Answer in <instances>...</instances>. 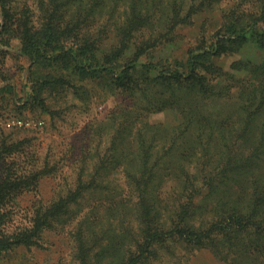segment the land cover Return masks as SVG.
<instances>
[{
	"label": "rangeland",
	"instance_id": "rangeland-1",
	"mask_svg": "<svg viewBox=\"0 0 264 264\" xmlns=\"http://www.w3.org/2000/svg\"><path fill=\"white\" fill-rule=\"evenodd\" d=\"M234 21H247L250 29L228 49L227 25ZM263 32L264 0H0V185L41 175L0 202V231L11 241L0 250V264H84L91 258L118 264L127 255L131 238L141 233V212L132 205L139 190L124 185L121 170L108 182L120 200L117 206L103 193L91 192L62 205L61 214L59 209L76 189L78 175L87 180L104 175L99 165L109 151L119 152L112 147L120 135V141L125 136L129 142L130 132L146 130L157 144L156 164L163 165H154L153 171L166 175L148 184L158 226L166 232L181 175L164 165L188 159L184 141L194 136L177 125L187 110L177 104L182 95L174 96L190 84L183 75L189 60L199 52L224 51L197 59L196 74L206 77L197 85L199 93L225 89L244 96L248 75L264 71ZM32 52L38 57L34 61ZM142 63L155 68L146 74L132 71L136 81L119 80L120 71L129 65L140 69ZM76 64L85 65V74ZM169 70H177L180 79H162ZM219 74L218 80H224L214 86ZM236 80L245 83L233 84ZM255 111L262 113L256 122H264V106ZM175 128L183 137L164 153L168 132ZM210 147L215 153L223 145L211 141L201 146L200 159ZM108 158L124 161L117 155ZM259 166L257 175H264V161ZM230 173H219L210 185L199 187L190 211L183 220L175 216V224L201 227L212 213L236 209L245 214L252 201V174ZM133 177L139 175L130 181ZM253 217L264 219V200ZM15 234L26 238L17 243ZM93 243L94 250L86 252ZM155 250L148 264H228L209 246L179 242Z\"/></svg>",
	"mask_w": 264,
	"mask_h": 264
},
{
	"label": "trees",
	"instance_id": "trees-1",
	"mask_svg": "<svg viewBox=\"0 0 264 264\" xmlns=\"http://www.w3.org/2000/svg\"><path fill=\"white\" fill-rule=\"evenodd\" d=\"M244 22L247 21H234L227 25L226 34L229 37L227 40L231 42L228 49L233 46L232 43H237L240 39L244 40L245 33L250 29V25ZM262 34L264 36V32ZM219 47H222V45H219ZM222 52L224 51L215 48L214 51L199 52L193 55L194 59L189 60L183 74L186 75V79L190 84L177 91L176 95L173 94L176 97L182 95L180 97L183 98L182 101H178L177 104H183L187 110L181 118V122L177 125L182 126L184 130L191 129L194 136L192 142L191 140L184 141L187 144L184 145L185 157L188 159H175L176 161L173 163L164 165V168L168 167L174 175H181V191L176 198L175 205H173L171 211L172 221L167 226L166 232L158 226L160 222L154 210L156 209L154 206L155 199L151 194L153 187L148 184L149 181L153 182L152 178L160 180L161 176L166 175V173L153 171L154 165L162 166L163 163L156 164V158L159 156L156 149L157 144L153 137L149 139L146 137V130L128 133L129 142L127 144L125 143L127 137L124 136L120 141V135L117 140L120 145L116 147V143L112 147L113 150L118 148L119 152L109 151L107 155L109 157L117 155L123 158L124 161H111V158L107 156L99 165V168L104 171V175L103 173L101 175H91L88 180L85 179V175H78L75 184L76 189L70 191L72 195H69V192L60 201V208H62V205H65L68 201H75L79 196L83 197L85 194L89 195L91 192H97L103 193V199L109 200V203L117 206L120 204V200L116 197L115 189L114 193H111L113 191H110L111 185L108 182L110 181V175H114L121 170L124 185L126 183L130 188L133 187L134 190L135 188L139 190L138 201L133 202L132 205H135L138 212H141V233L138 238H131L130 244L132 247L127 248V255L119 259L118 264H148L152 257L151 254L156 251L157 246L160 247L164 244V247H170L179 242L190 246H209V248L216 249L224 256L222 258L228 264H237L238 262L259 264L260 260L264 259V219L257 220L253 217L255 212L258 211V206L264 200V175H257L261 168L259 163L264 161V122L259 120L256 122L257 116L262 113L261 111H255L264 106V71L261 73L251 72V75H248L246 81L249 80L251 83L247 84L246 88L248 90L244 96L240 92L230 95V91H225V89L199 93L201 88L197 85L200 80H206V77L205 75L196 74L197 59L211 54L219 55ZM29 56L33 61L38 58L35 52L29 53ZM153 68H155V65L150 63H142L140 69H137L135 65H129L127 69L120 71L119 80L121 82L132 81L134 80L132 71L141 70L146 74ZM76 70L85 74V65L76 64ZM221 76V74L214 76L215 82H212L213 79L210 82L214 86H218L224 80V78L218 80ZM180 77L181 74L177 70H169L161 78L166 81H173L180 79ZM244 83V80H236L233 84L244 85ZM204 84L205 86L210 85L209 82H204ZM209 88L211 87L209 86ZM204 94H206L205 98H203ZM136 117L137 115H134L133 119H136ZM177 128L168 132L170 141L167 143L164 153L179 146L175 139L176 137H178L177 140L181 139L180 137H183V135L179 132L176 133ZM260 128L263 130L261 135ZM252 129L255 130L252 131ZM204 135L208 145L211 144V141H219L222 143L223 148L221 151L214 153L212 147H210L200 159L201 146L206 147L207 144L205 141L201 142V137ZM248 168L250 171H247ZM238 171L252 174L249 175L253 190L252 201L245 214L243 212L239 213L236 209L227 213H217L218 215L212 213L211 217L207 218L206 223L201 227L192 223L187 225L175 224V220H177L175 216L177 218L179 216L178 219L183 220L190 211L193 204L192 198L199 187L210 185L219 173ZM209 173L213 175H208ZM134 175H139V177L137 179L133 177L130 181V177ZM39 176L41 175H25L16 181H14L15 179L13 181L7 179L0 185V202L10 197L11 194L21 193L24 190L23 188L29 187L36 179H39ZM132 182H134L133 185H131ZM182 197H187L186 203L181 201ZM63 208L59 209L61 210L59 211L60 214L64 212ZM157 210L160 211L158 208ZM180 212L184 213L179 215ZM0 214H2L1 211ZM14 236L17 243L26 238L25 234H15ZM9 244H11V241L0 231V250L6 249ZM81 245L85 248L83 243ZM86 250L88 253L92 252L94 243L88 245ZM108 260L110 261V259ZM108 260L106 263L102 261H96L95 263V259L91 258L88 262L84 261V264H109Z\"/></svg>",
	"mask_w": 264,
	"mask_h": 264
}]
</instances>
